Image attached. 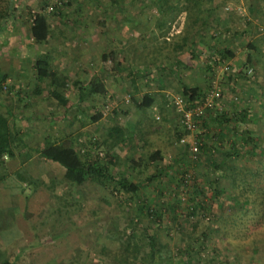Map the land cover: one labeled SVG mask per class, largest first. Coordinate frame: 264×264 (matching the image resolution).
Returning <instances> with one entry per match:
<instances>
[{
    "label": "rangeland",
    "instance_id": "374dc122",
    "mask_svg": "<svg viewBox=\"0 0 264 264\" xmlns=\"http://www.w3.org/2000/svg\"><path fill=\"white\" fill-rule=\"evenodd\" d=\"M12 1L14 4L17 2V0ZM37 1L39 0H28L20 4L21 9L26 11V16L29 17V13L35 12L43 4L39 5ZM57 1L61 0H49L51 4ZM99 1L70 0L71 4L68 7H62V10L70 13L69 18L62 17V19L73 23V29L70 28L71 26L65 29L61 32L65 35L62 37L57 35L59 31L54 28L55 31L52 30V32L55 36L50 39L59 37L62 43L52 45L50 41H46L38 44L35 49L40 54L45 53L51 56L62 50L70 60L69 71L72 72L62 91L69 100L68 106L65 107L52 98L44 97L46 90L41 95L32 94L36 83L30 69L23 71L28 74L21 77L23 75L19 72V65L24 62L23 55H27V58L31 57L30 62L35 60V57L24 52L25 50L22 52L23 47L18 46L16 39L17 34H20L19 37L26 36L28 30L12 28L9 30L8 38H6L7 34L4 35L5 30L0 31V76L7 75L1 83L0 111L6 114L7 105H9L11 114L15 115L17 130L14 134L20 136L28 145L24 146L18 142L17 148L14 149L16 158L7 157L2 162L0 161V174L4 176L0 180V248L6 257L16 260L19 264H118L112 258L117 242L108 235V231L112 230L113 226L121 228L133 212L134 205L126 204L125 196H111L109 183L104 185L100 181H95L80 186L71 185L64 178L63 168L39 156L33 148L45 146L47 134L57 139L68 135L77 142L78 139L84 137L89 146L88 142L92 136L90 133L94 130L89 117L95 114L97 109L107 115L101 119L102 121L98 124L99 128L94 130L95 135H102L112 120L121 124L129 122L134 125L136 118L130 111L135 109L132 100L137 96L132 94L133 89L128 84L127 75L131 69L128 67L129 63L134 69L145 62L149 63L150 67L154 65L161 68L159 72H155L157 79L149 80L148 86L156 87L161 91L159 93L165 96L163 103L164 107L168 108L167 122L169 125L156 118L157 110L151 112L149 120L155 123L150 124L151 122L147 120L142 124L154 142V145L149 147L164 149L165 163L172 166L173 173H176L174 169L188 167L187 177L190 174L195 176L200 168L197 180L205 188H207L206 179L210 177V173H207L209 172L208 167L204 159L198 162V168L197 165L192 166L188 147L197 140L198 132H201L198 124L194 131L187 132L184 143L181 141L172 145L168 143L172 135L171 123L179 122L172 102L174 96L181 93L182 83L188 81L190 84L201 86L204 83L201 89L205 90L207 80L214 79L221 85L222 98L220 100L224 102V105L221 104L222 107L229 112L248 108V118L251 121L246 123V127L255 135L258 146L253 150L254 154L251 158L245 155V158L238 159L234 163L240 167L247 164L258 168L260 174L256 177L255 184L264 193V95L260 90L261 87L264 89V40H262L264 0H222L225 1V5L221 12L218 10L222 5V3L218 4L219 0L214 1L217 7L212 4L211 0H204L203 8L211 5L213 14L219 16L220 26L222 25L223 28L217 26L208 29L206 25L201 28L204 33L192 37L195 44L189 43L182 52L172 50V41L184 27L185 12L179 13L171 25H167L170 26L168 33L161 35L154 21L146 27L139 25L144 14H154L158 17L156 13L160 10H157V0L154 2L140 0L137 3L134 0H116L115 7H110V9H104L98 4ZM110 1L107 0V2ZM48 10H50L49 7ZM84 22L89 24L90 27L86 28V31L91 33V36L85 38L82 34L85 28L81 26L80 31L75 25V23L83 24ZM165 29L163 28L162 31ZM250 41L254 42L257 48L260 46L258 52L248 48ZM102 46H105L107 52L105 70L119 73L115 76L108 75L109 94L94 95V97L77 103V94H79L77 84L85 78V65L87 63L89 66L93 65L90 64L86 54L96 50L98 52ZM225 46L235 52V58H239L238 54L242 55L243 58H239L241 63L235 62L236 60L230 63V59L221 61L219 55L211 58L217 48ZM207 48L212 50L208 51ZM249 50L252 54L250 64L245 63L247 54H250ZM80 55L82 59H77ZM178 55H184L189 60L196 61L198 68L205 67L206 77L200 73V75L196 74L197 76L175 79L172 72L170 73L168 68L164 69V66L166 63H171L172 59ZM83 56H85L84 60ZM130 59H134L135 62H130ZM74 64L75 67H73ZM54 65L51 58L50 67L53 68ZM250 65L256 69L255 73L253 70L249 72ZM162 69L166 71L164 74ZM88 72L91 71L88 69ZM161 79H166V82L171 80V85L166 86L165 82L163 86ZM140 83L144 86L147 82ZM143 88L148 89L147 85ZM18 90H21L24 96L25 93L30 96L26 95L27 97L22 99L17 95ZM159 93L156 91V94ZM128 94L132 97H128ZM25 100L30 104L27 107L24 105ZM72 103L76 106L72 107ZM125 108L126 113H124ZM81 109H83L82 112H80ZM113 109L117 111L115 117H113ZM81 122L84 123L83 127L80 126ZM134 143L132 147L120 145L115 150L118 155L116 169L119 168L121 172L126 171L128 158L134 160L142 158L137 168L141 170L144 168L145 161L143 160L150 149L146 144L140 145L139 138H135ZM223 143L226 150L231 149L225 139ZM82 144L85 143L82 141ZM87 148L85 146L84 149L82 146L85 151ZM147 167L141 175H135L133 172L132 179L139 183L143 182L149 172L154 170L151 163ZM17 173L28 175L31 180L22 181L18 179ZM164 180V184L158 189H153L147 183L144 184L141 188V196L155 200L156 204L162 207L176 205L174 193L166 192L167 189H171L166 184L167 178ZM186 182L189 184L190 179ZM225 185L226 183L222 182L220 187L223 188ZM160 190L163 192L160 193ZM183 191H186L184 186L181 192ZM56 196L61 198L58 199ZM220 202L210 201V207L198 213L197 216L194 215L192 222L188 221V223L195 224V232L192 236L197 240L193 239L195 243L191 244L195 249H199V256L195 255V260L191 263L182 262L180 257L176 256L174 264H264V212L261 215L251 210L244 212L245 207L242 209L233 205V201L225 194L221 195ZM68 204H73V206L68 208ZM185 204L178 208L177 214L170 211L165 213V221H170L168 226L171 225V217L174 215L178 217L176 223L184 222L182 216L185 213ZM217 216L220 217L219 221L213 222ZM222 219L227 222L226 228L222 225ZM146 224L141 223L142 226L139 227L144 240L148 234L153 233L154 229L150 227L151 225L147 227ZM184 226L187 230L191 229V224ZM170 227L172 228L173 225ZM172 233L173 238L169 240L166 233L161 232L165 246L174 251L176 249L174 243L178 240L179 232L174 230ZM188 242L189 240L181 242L180 245L187 246ZM141 245V252L147 251L146 241Z\"/></svg>",
    "mask_w": 264,
    "mask_h": 264
},
{
    "label": "trees",
    "instance_id": "16d2710c",
    "mask_svg": "<svg viewBox=\"0 0 264 264\" xmlns=\"http://www.w3.org/2000/svg\"><path fill=\"white\" fill-rule=\"evenodd\" d=\"M101 1L102 2L99 1L98 4L104 9H107L110 4L116 5V0H111L110 4L104 7V2L103 0ZM134 1L137 3L140 0ZM151 1L154 2V0ZM181 1L182 0H157V10H160L164 15L159 13L160 11L156 13L158 17H155L154 14H144L139 23V25L146 27L147 25H151L154 21L155 27L160 29L161 35H165L170 28V26L167 25H171L179 13L185 12L186 19L184 27L181 33L176 35L172 41V50L175 52L184 51L189 43L194 44L195 42L192 40V37L204 33V30L201 28L206 25L208 29L217 26L223 28L222 25L220 26L221 21L219 16L213 14V7L209 5L203 8L204 0ZM211 1L212 4L215 5L214 1L217 0ZM42 3L43 4H41L38 10L29 13L30 35L35 43H43L51 36V17H53V15L57 17L62 15L64 18H69L70 14L61 10L62 7H68L71 4L70 0L65 2L63 0L57 1L55 4H51L49 0H42ZM220 3H222V5L218 9L219 12L222 11L225 1L219 0L218 4ZM48 7L50 10H48ZM165 26H167V29H165ZM163 28L165 29L164 31H162ZM248 48L256 52L259 50V47L257 48L252 41L248 44ZM218 55L221 61H226L227 59L234 58L235 52L225 46L223 48H217L216 53L214 55L212 54L211 58L218 57ZM130 60V62H135L134 59ZM218 61L221 62L219 59ZM250 61V56L247 54L245 63L250 64ZM35 67L36 85L32 90V94L41 95V93L46 90L47 93L44 97L52 98L58 101L60 105L65 104L67 96H65L62 91L65 85H67L68 77L61 72L51 69L50 60L47 55H40L37 57ZM128 67L132 69L129 72L130 77L128 78V84L135 92L139 91L138 84L140 82L149 80L151 73H157L161 70L160 66H158V68L154 65L150 67L147 62L143 65H137L135 69L131 67V63L128 64ZM248 68L250 70L249 72L253 70V73H255L256 69L254 66L250 65ZM4 79V76H0V90L2 89L1 83ZM96 81L99 86L97 85L94 89H89L87 86L83 85L79 86L80 93L78 94V101L86 100L87 98L94 97V95L98 96L105 94L102 81L99 78H96ZM213 81L214 79L207 80V87L205 90L198 87H190L182 83L180 94L186 98L187 102H194L196 100L200 102V100L202 101L205 98L207 90L212 88ZM217 84L221 89L220 83L217 82ZM260 90L264 95V89L261 87ZM9 91L8 89L7 92L9 93ZM22 94L23 92L21 90L17 91L18 96ZM26 95L30 96L28 93H25V96ZM130 97H132L131 94ZM132 101L138 114L141 116L137 124L133 125L129 122L121 124L112 120L102 135H95L96 131L94 130L99 128L98 124L102 121L101 119L105 118L107 115L102 110L97 109L95 114L89 117L90 124L94 129L90 133L92 136L90 142H88L90 143L89 146L86 144L84 137L78 139L77 142V140H73L65 135L57 139L54 137L51 138V136L47 134L45 146L42 148H33L39 156L63 168L64 178L71 185L80 186L95 181H100L104 185L109 183V194L111 196H125V203L134 205V208H132L134 210L131 212V215L128 216L127 222L122 224L121 228L113 226L114 228L108 231V235L117 242L114 248L115 251L114 253L112 252V258L117 261L118 264H174V262H176V256L180 257V261L182 262H193L195 260V255L199 256V249H195L192 246V244L195 243L193 239L197 240V238L192 236L195 232V224L188 223V221L192 222V219L197 216L198 213L204 212L207 207H210V201L219 203L222 194L227 195V197L233 201V205L242 209L245 207L244 212H250L251 210L260 215L264 212V193L262 189L255 184V179L260 174L259 169L248 166L247 164L244 167H240L234 163L237 162L238 159L245 158V155L251 158L254 154L253 150L258 146L255 135L246 127V123L251 121V119L248 118V108H243L238 111H236V109L232 112H229L224 107L219 110V106H221V104L224 105V102H221L219 98L218 100H214L213 106L206 108L204 115L197 119V124L201 130V132H198L196 140L199 150L195 158H192L190 155V161L192 166L195 167L200 160H205V165L209 170L207 173H210V177L206 179L205 183L207 188H205L204 185L197 180L200 174L198 165L197 168L199 171L194 168L197 171L195 176L190 174L187 177V174H189L188 167L174 169L176 173H173L172 166L165 163L164 149L160 147L150 148L154 145V142H152L153 140L149 137V134L146 133L147 129H145L142 124L146 120H149L146 114L147 110L150 109L155 102V94H151L148 91L140 94L136 99L133 98ZM7 106L6 114L0 111V159L4 157L14 158L16 156L14 149L17 148L18 142L24 144V146H28L20 136L14 134V131L17 130L15 127V115L11 114L12 112L10 111L9 105ZM82 110L83 109H81L80 112H82ZM124 110V113H126V108ZM112 111L114 113L113 117H115L117 111L116 109ZM160 114L161 116L158 119L166 123L169 119L168 114L164 113V110H160ZM176 114L178 115L179 122L173 121L171 123L170 129L172 135L170 141H168L169 145L180 141L181 138H185L187 132H189L180 121L177 111ZM149 121L151 122V120ZM153 123L155 122L153 121L150 124ZM83 125L84 123L81 122L80 126L83 127ZM150 131L152 132V130ZM135 138L140 139V145L146 144L148 147L150 146V152L143 160L145 161L144 168L143 170L137 168L142 158L139 157L137 160L128 158L126 171L121 172L119 168L116 169L118 155L115 150L120 145L129 147L134 146ZM224 139L227 144H230L231 149L226 150L223 147L225 146L223 143ZM82 141L86 145L82 144ZM82 146L84 149L85 146H87V150H83ZM29 149H31V147ZM217 154H219L218 159ZM2 161L3 160H1V162ZM248 161L250 160L248 159ZM149 163L153 164L154 170L149 172L147 178H145L143 182L141 181L139 183L132 179L133 172H135V175H141L142 171L148 168L147 166ZM159 163L161 165H159ZM17 177L25 182L31 180L28 175L24 176L20 173H17ZM3 178L4 176L0 174V180ZM165 178H167V186L171 187V189H167L166 192L169 194L174 193L176 205L162 207L160 204L157 205L155 200H149L148 197L141 196L140 192L144 184L147 183L149 186H152L153 189H158V187L164 184ZM187 179H190L189 184L186 182ZM222 182L226 183L223 188L220 187ZM183 186L186 187V191L182 193L181 190ZM161 192H163V190H160V193ZM56 197L58 199L61 198L60 196ZM183 204H185V213H183L182 216V221L184 222L176 223L178 217L174 215L171 217V225L168 226L170 221H165V213L170 211L173 214H177L178 208ZM72 206L73 204H68V208ZM239 215L238 212V217ZM219 218L220 217L217 216L213 222L217 223ZM141 223H147V227L150 225L151 228L154 227V229L152 228L153 233L148 234L146 240L143 239L139 231V227L142 226ZM186 224H191L190 230H187L186 226H184ZM226 224V220L222 219L224 228H226ZM172 225L173 227L171 228L170 226ZM174 230L179 232V236L176 243H174L176 249L172 251L171 249L169 250V247L165 246L166 244L162 239L161 232L164 231L170 240L173 238L174 234L172 231ZM187 240H189L186 244L187 246L180 245L181 242L183 243ZM145 241L147 243V251L141 252V243H145ZM0 264L19 263L14 259L6 257L4 251L0 248Z\"/></svg>",
    "mask_w": 264,
    "mask_h": 264
},
{
    "label": "crops",
    "instance_id": "0c3cea01",
    "mask_svg": "<svg viewBox=\"0 0 264 264\" xmlns=\"http://www.w3.org/2000/svg\"><path fill=\"white\" fill-rule=\"evenodd\" d=\"M27 1L28 0H19V1L17 0L16 4H14L12 0H0V31L5 30L7 32V33L4 32V35L7 34L6 38L9 37V34H10L9 30L12 29V28L17 29V30H19V29H23V30H26V31L28 30V33L26 34V36L19 37L20 34H17L16 35V39H17V41L19 43L18 46H21V48L23 47L22 52L25 50L24 52H26L30 56L33 55L35 57V60L33 62H30L29 59L31 57L27 58V55L25 56V55L22 54L23 57H24V59H23L24 62L23 63L25 65L23 63L21 65H19L20 66L19 67V72L21 73V75H23L21 77H24V75L28 74V73L26 74L25 72H24L25 74L23 73V71H25L26 69H30L31 73L35 77V75H36L35 62H36L37 57H39L40 55H47L49 60L52 58L53 63H55V65L51 69H53L55 71H58V72H61V73L65 74L69 78V76H70V74L72 72V71H69V69L71 68L69 66L70 60L64 54L65 53L64 51L62 52V50H61L60 52H57V54H55L56 53L55 52V53H53L54 55H52V56L50 54L49 55L45 54V53H41L40 54L38 51H37L38 53L36 52V50H35L36 46L38 44H41V43L33 42L32 38H31V35H30V19H29L28 16L25 15L26 11H23L21 9V7H20L21 3H26ZM104 1L105 2L103 3V5H104V7H107L110 4V2H107V0H104ZM36 3H39V5H40L42 3V0H39ZM110 7L114 8L115 5L110 4L107 8L110 9ZM62 11H64V10H62ZM66 13H69V12L67 11ZM102 13L104 14V12H102ZM51 20H52L51 29L53 31H55L54 30V28H55L57 31H59L57 33V35H59V36L64 37L65 35L63 33H61V32H64L65 29L67 30L70 26H71L70 28L73 29V23H71L70 21H67V20H63L62 19V15L59 16V17L53 16L51 18ZM70 23H71V25H70ZM75 25L77 27H79V29L81 28V26H83L85 28L84 33L82 32V34H84V38L87 37V36H91V33L86 31V28L90 27V26H88L89 24L87 25V23L84 22L83 24L75 23ZM80 31H81V29H80ZM54 36H55L54 32H51V36L46 41L47 42L50 41L52 45H55V44H58V43L61 44L62 42H60L59 37H57V39H50V38H53ZM28 45H31V47H28ZM260 45H262V43ZM207 49H209L208 51L212 50L210 48H207ZM249 53H250L249 54L250 57L252 58L251 51ZM86 55H87L88 60L90 61V64H93V65L89 66L88 63L85 65V70H84L85 78L81 82H78V84H77L78 93H80V91H79V86L80 85L87 86L89 89H94V87H96L98 85V82L96 81V78L97 79L99 78L102 81L103 87L105 89V94H109L108 91H109L110 88H109V84L107 83L108 75L113 74V76H115L119 72L118 71L117 72L116 71L112 72V71L105 70V65H106V61H105L106 60V49H105V46H102L101 50H99L98 52L96 50L95 52H90V53H88ZM237 56L239 58H243L242 55L240 56V54H238ZM239 58L237 59L234 56V58L230 59V63L231 62L233 63L235 60H236L235 62L238 61V63H241L239 61ZM77 59H82L81 55ZM84 59H85V56H83V60ZM20 60H21V58H20ZM26 64H28V65H26ZM75 66L76 65L74 64L73 67H75ZM198 66L199 65H197L196 61L189 60L184 55H178L174 59H172L171 63H166V66H164V69L168 68L167 70H169L170 73L172 72V74L174 75L175 79H177L178 77L183 79V78H186V77L197 76L196 74L200 75V73L203 76H205L206 75V71L204 69L205 67L198 68ZM88 69L91 71L90 73L88 72ZM131 70L132 69H130V71ZM162 72L164 74L166 71H164L162 69ZM1 76H4L5 79L7 77L6 74H2ZM152 76H154V77L151 78ZM152 76L149 77V80L157 79L156 73L153 72ZM129 77L130 76L127 75V79ZM149 80H147V81L144 80L145 82H147V83H144V84L147 85L148 89L147 88H143L145 85L142 86L143 84L139 83L138 84L139 85V91L135 92L134 90H132L133 91L132 94L133 95L135 94L137 97L140 94L148 92V91L151 94H155V102L152 105V107L147 110L146 116L150 119L151 118V114H152L151 112H154V110H157L158 114L157 115L155 114V116L158 119L161 116L160 110L161 111L164 110V113H166V114L168 113V108L164 107V103H163V101L166 98H165V96L162 93H159L161 91H159L156 87L154 88V87L148 86ZM158 81H160V80H158ZM161 81H163V86H164L165 82H166V79H163V80L161 79ZM166 83H167L166 86L167 85H171V80L169 82H166ZM183 84H185L187 86H190V87H198L200 89L202 87H204V85H205L204 83L202 84V86L198 85V84H190V83H188V81H187V83H183ZM160 85H161V83H160ZM127 91L130 92V90H127ZM156 91H158L159 94H156ZM98 96H102V95H98ZM18 97H21L23 99L25 96L22 94V95H20ZM77 99H78V94H77ZM87 99H89V98H87ZM78 102L79 101H77V103ZM68 103H69V100L66 97L65 104H61V105H62V107H65V106H68ZM32 104L34 105V103H32ZM74 104L75 103H72V107L76 106ZM24 105H25V107H27L30 104H29V102L27 100H25V104ZM134 111H130V113H132V114L134 113V116L136 118V120H135L136 122H133V123L137 124L139 122V120H140V116H139L138 113H136L137 112L136 108L134 109ZM166 125H169V122H167ZM72 130H74V128ZM66 136H68V135H66ZM14 158H16V157H14ZM14 158H10V159H14ZM4 159H6V157L0 159V161L4 160Z\"/></svg>",
    "mask_w": 264,
    "mask_h": 264
},
{
    "label": "built area",
    "instance_id": "2783aa9c",
    "mask_svg": "<svg viewBox=\"0 0 264 264\" xmlns=\"http://www.w3.org/2000/svg\"><path fill=\"white\" fill-rule=\"evenodd\" d=\"M264 40V34H263ZM128 97L130 95L128 94ZM222 98V91L219 88L217 82L213 81V86L210 90H207L205 98L200 102L199 100L194 102H187L186 98L182 94H177L173 98V106L175 110L179 113L180 121L187 130L194 131L196 129L197 119L204 115L206 108L213 106V101ZM222 106H219V110ZM181 142H185V138L180 139ZM189 152L191 157L195 158L198 153V142L195 140L189 146Z\"/></svg>",
    "mask_w": 264,
    "mask_h": 264
}]
</instances>
